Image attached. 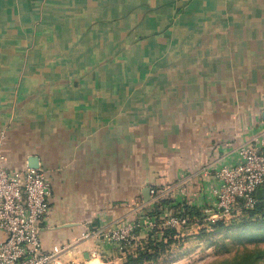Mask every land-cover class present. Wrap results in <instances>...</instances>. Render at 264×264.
Here are the masks:
<instances>
[{
	"label": "crops",
	"instance_id": "crops-1",
	"mask_svg": "<svg viewBox=\"0 0 264 264\" xmlns=\"http://www.w3.org/2000/svg\"><path fill=\"white\" fill-rule=\"evenodd\" d=\"M1 131L6 166L51 182L45 249L125 264L108 226L212 206L215 168L262 141L264 0H0Z\"/></svg>",
	"mask_w": 264,
	"mask_h": 264
},
{
	"label": "built area",
	"instance_id": "built-area-1",
	"mask_svg": "<svg viewBox=\"0 0 264 264\" xmlns=\"http://www.w3.org/2000/svg\"><path fill=\"white\" fill-rule=\"evenodd\" d=\"M6 138V131H1L0 230L7 238L0 243V264H84L65 260L64 255L69 249L59 246L45 249L41 233L42 223L51 210V182L42 168L13 171L7 167L2 151ZM239 154L238 163L215 168V202L212 206L199 208L204 220L217 222L239 213L242 205L247 209L257 205V193L264 185V137L260 144L243 145ZM212 170L211 166L206 167L205 175L211 176ZM137 212L132 221L108 226L104 231L105 238L125 247L139 242L136 230L152 229L156 220L143 215L144 208L140 207ZM187 222V218L176 216L167 221L176 228Z\"/></svg>",
	"mask_w": 264,
	"mask_h": 264
},
{
	"label": "rangeland",
	"instance_id": "rangeland-1",
	"mask_svg": "<svg viewBox=\"0 0 264 264\" xmlns=\"http://www.w3.org/2000/svg\"><path fill=\"white\" fill-rule=\"evenodd\" d=\"M146 213L147 211L143 215ZM175 215L176 211L173 208L166 207L161 218L155 221L153 236L156 244L165 240L166 229L171 227L167 221ZM244 217H248V215L242 212L236 213L230 218L219 220L226 222L223 229L214 227L219 221L210 222L203 219L202 221L193 220L196 222L192 225H180L178 228L180 236L176 237L179 242L173 244L170 250L154 264H234L235 257L241 256L247 248L254 249L259 245L261 249H264V226L241 225L246 221L238 220ZM142 242L137 241L132 246L127 247L117 243L124 254L125 262L128 261L130 255L133 257L137 254ZM257 264H264V259Z\"/></svg>",
	"mask_w": 264,
	"mask_h": 264
},
{
	"label": "trees",
	"instance_id": "trees-1",
	"mask_svg": "<svg viewBox=\"0 0 264 264\" xmlns=\"http://www.w3.org/2000/svg\"><path fill=\"white\" fill-rule=\"evenodd\" d=\"M175 203L174 199L171 198H162L159 201H156L152 207L154 211H149L150 208L144 209L147 211L146 216L150 218H154L158 220L161 218L164 208L167 205H173ZM176 211V217L182 219L187 218L188 222L185 224L192 225L197 219L202 221V212L195 206H191L187 203L185 204H175L172 207ZM182 211V212H181ZM244 212L248 215V217H244L243 219H239L238 221H246L241 225L253 226L259 225L264 226V198L258 197V203L253 209H247L243 205L240 207L239 213ZM236 214V213H235ZM204 220V219H203ZM226 222L219 221L214 227L217 229L225 228ZM142 229L138 228L136 233L139 235ZM154 228L151 229L149 233L148 239L142 242L141 247L139 246L138 252L133 257L130 255L128 261L125 264H154L160 260L163 254H166L168 250L173 246V244L179 242L176 238L180 236V231L176 227H168L166 229L165 240L161 243L156 244L154 238ZM144 244V245H143ZM264 259V249H261L259 245H257L254 249L247 248L241 256L235 257L234 264H257L260 260Z\"/></svg>",
	"mask_w": 264,
	"mask_h": 264
},
{
	"label": "water",
	"instance_id": "water-1",
	"mask_svg": "<svg viewBox=\"0 0 264 264\" xmlns=\"http://www.w3.org/2000/svg\"><path fill=\"white\" fill-rule=\"evenodd\" d=\"M31 168L33 169H38L39 168V161L38 159H33L31 160ZM151 188H146L144 190V195L146 197V201L149 202L151 200Z\"/></svg>",
	"mask_w": 264,
	"mask_h": 264
}]
</instances>
